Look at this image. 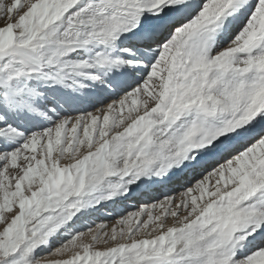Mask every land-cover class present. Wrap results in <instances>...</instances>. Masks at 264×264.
I'll use <instances>...</instances> for the list:
<instances>
[{"label": "snow or ice", "instance_id": "obj_1", "mask_svg": "<svg viewBox=\"0 0 264 264\" xmlns=\"http://www.w3.org/2000/svg\"><path fill=\"white\" fill-rule=\"evenodd\" d=\"M0 264H264V0H0Z\"/></svg>", "mask_w": 264, "mask_h": 264}]
</instances>
